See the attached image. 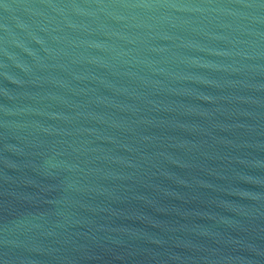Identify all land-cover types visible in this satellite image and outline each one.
<instances>
[{
    "label": "water",
    "instance_id": "obj_1",
    "mask_svg": "<svg viewBox=\"0 0 264 264\" xmlns=\"http://www.w3.org/2000/svg\"><path fill=\"white\" fill-rule=\"evenodd\" d=\"M0 264H264V0H0Z\"/></svg>",
    "mask_w": 264,
    "mask_h": 264
}]
</instances>
